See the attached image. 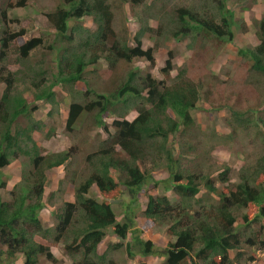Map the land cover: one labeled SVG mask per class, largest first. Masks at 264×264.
I'll list each match as a JSON object with an SVG mask.
<instances>
[{"label":"trees","instance_id":"obj_1","mask_svg":"<svg viewBox=\"0 0 264 264\" xmlns=\"http://www.w3.org/2000/svg\"><path fill=\"white\" fill-rule=\"evenodd\" d=\"M142 1L59 0L56 9L49 12L47 17L56 31V40L68 43L58 49L61 52L58 57L59 72L51 80L43 63L34 65L30 62L32 51L42 45L43 38L34 37L18 47L20 55L16 60L22 68L14 71L4 66L8 58L6 51L25 30L18 33H10L7 29L2 31L0 82H5L6 88L0 98V189L7 188L1 169L20 157V151L29 157L31 168L25 171L22 180L11 190L12 200H4L0 194V243L7 247L5 251L0 250V257L16 259L22 253L25 264H40L41 256L53 264H59L60 259L52 251L51 245H46V242L52 241L64 244L65 252L72 257V264H115L101 251V244L108 235L107 229L112 227L120 242L108 244L107 250L125 247L129 257L153 255L164 258L163 264H236L237 257L232 256V251H241L243 235L236 226L239 212L247 209L249 204H255L257 213L250 220L248 214L243 212L242 223L248 226L255 222L262 223L264 118L256 116L254 120L251 116L244 118L245 113L240 111L232 112L244 128L255 123L257 130L250 128L260 137L263 146L262 152L242 167L239 180L227 190H221L214 184L212 172L183 170L181 159L177 157L178 141L174 139L172 145L168 144L175 134L184 135L195 126L200 128L192 116L199 99V88L187 80L185 68H181L177 76L171 77L174 69L172 52L161 69L164 79H158L152 73L139 74L131 70L111 94L97 93L89 87L85 93L78 90L77 85L85 81L83 75L86 68L97 63L102 51H109L106 59L113 65L121 61L132 62L136 58L154 65V49H144L142 39L148 32L161 35L168 30V24L171 35L181 39L191 37L193 44L203 36L214 37L217 42L223 43L233 40L235 16L234 11L228 8V0H209L215 5L217 15H205L186 6L177 7L169 11L171 16L168 21L158 27L151 26L148 20L140 21L136 45H130L126 29L121 34L114 27V2L138 5ZM27 2L17 0L16 6H26ZM86 16L96 19L99 24L96 30L71 25L72 20H81ZM3 17L6 19V12H3ZM151 17L154 14L146 18ZM256 24L260 43L255 47L241 48L239 52L255 73L264 76V15ZM90 52L92 55L88 56ZM257 81L258 78L255 82L259 83ZM22 83L31 86L28 88L36 101L47 102L54 108L60 103L56 87H66L72 96L67 114L68 129H75L85 111L96 110V124L105 131H108L106 115L115 117L112 122L115 127L113 135L108 133L112 135L111 138L109 135L107 140L100 143L98 150L86 156L84 177L79 181L73 179L75 201H64L53 228H44L39 217L46 207L47 172L60 166L67 169L77 149L72 146L68 150L44 154L31 136L44 126L38 123H29L24 127L18 125L20 116L30 115L26 91L18 89ZM92 92L97 95V100L82 104L75 99L77 94L87 98ZM53 107L49 114H53ZM131 110L137 112L132 120L127 118ZM169 111L175 115L172 116ZM15 126L18 128L13 134ZM217 137L212 150L217 145H226L224 141L232 136L217 134ZM20 142L26 143V147ZM164 167L168 169L169 177L155 181L154 187L163 183L165 190L173 191L179 199L173 202L166 194H149L144 211L145 217L155 224L170 223L169 230L176 237L167 247L159 248L152 240L143 237L144 230L136 221V206L139 192L153 179V171ZM229 170V167L225 168L218 176L228 181ZM201 183L208 186L209 199L198 196L202 191ZM119 185L125 186L131 197L123 221L117 220L111 203L120 202L119 198L101 201L92 190L97 188L107 195ZM130 233L131 240L125 242ZM257 242L259 248H264V239L258 241L254 236L246 239L249 245Z\"/></svg>","mask_w":264,"mask_h":264},{"label":"rangeland","instance_id":"obj_2","mask_svg":"<svg viewBox=\"0 0 264 264\" xmlns=\"http://www.w3.org/2000/svg\"><path fill=\"white\" fill-rule=\"evenodd\" d=\"M16 1L0 0V38L4 29L9 30L10 33L25 30L23 35L11 42L6 51L8 58L4 62V66L12 68L14 71L20 70L22 67L16 60L20 55L18 47L29 39L41 37L43 43L32 51L30 62L34 65L43 63V67L48 71V79L51 80L59 72L58 57L61 52L58 49L68 43L56 40V31L52 28L47 17L49 12L56 9L59 0H28L27 5L23 7L16 6ZM228 2V8L234 11L235 16L232 41L217 42L214 37L203 36V38L199 37V42L193 44L191 37L181 39L171 35L168 31V24V30L161 35H151L152 33L148 32L142 39L144 49L149 47L154 49L156 59L154 65L142 58H136L132 62L121 61L113 65L106 59L109 51H102L97 63L86 68L83 75L85 81L77 85L78 90L83 93L89 87L97 93L111 94L117 90L131 70L139 74L152 73L158 79H164L165 76L161 69L172 52L174 69L171 77L177 76L180 69L185 68L187 80L199 88V99L196 103L197 106L192 110V116L200 128L195 126L184 135L175 134L168 144L172 145L174 139L178 141V144L176 143L177 157L181 159L183 170L194 173L212 172L214 184L221 190H227L239 180V172L242 167L255 159L262 152L263 146L260 137L250 128L253 127L257 130L255 123L244 128L242 123H238L232 112L240 111L245 113L244 118L251 116L254 120L256 116L264 118V76L255 73L251 64L239 52L241 48L255 47L260 43L256 22L264 15V0H228ZM180 6L199 10L205 15L218 14L215 5L213 6V2L209 0L204 2L201 0H143L138 5L114 2V27L121 34L126 29L130 45L135 46V37L141 26L140 21L148 20L151 26L158 27L168 21L171 16L169 11L176 10ZM3 12L7 14L6 19L3 17ZM149 14H154V17L147 19ZM75 24L86 26L91 30H96L99 25L93 16H86L77 21L72 20L71 25ZM76 43L78 42L76 41ZM91 55V52L88 53V56ZM0 66L3 65L0 63ZM257 78L259 79L257 82L260 84L255 82ZM28 87L31 88L29 84L18 85L19 90L26 91L25 96L29 102L30 111V115L19 117L18 125L24 127L29 123H38L44 126L43 129L35 130L31 134L44 154L68 150L72 146L77 149V154L70 160L67 169L65 166H60L47 172L48 180L44 197L46 207L40 212L39 217L44 228H53L58 222L57 214L62 211L64 201L74 199L75 184L73 179L79 181L84 177L87 170L86 156L98 150L100 143L107 140L110 134L113 135L115 127L112 126V122L115 117L106 115L108 131H105L104 128L96 124V110L85 111L75 129H68L67 114L72 101L68 89L62 86L56 87L60 103L58 107L54 108L47 102L36 101ZM5 88L6 83L0 82V98ZM75 99L82 104H87L91 100H97L98 97L95 92H92L87 98L82 94H77ZM52 107L54 108L53 114H49ZM169 113L172 116L175 115L172 111ZM136 116L137 112L131 110L127 118L132 120ZM1 126L0 124V128ZM16 128L18 126L14 127L13 134L16 133ZM217 134L224 137L231 134L232 137L224 141L226 145H217L212 150L211 146L218 140ZM20 143L26 147V143ZM29 161V157L20 151V157L13 159L10 164L1 169L3 179L7 181V188L0 189L4 200H12L11 190L15 184L22 180L25 171L31 168ZM227 167L230 170L227 174L228 181H225L218 174ZM152 177V181L144 185L138 194L136 221L137 225L144 230L143 237L145 239L152 240L159 248H165L170 242H174L176 237L169 230L170 223L159 225L145 217L144 211L148 203V195L166 194L173 202L178 201L179 198L173 191L165 190L163 183L154 187L155 181L169 177L167 168L154 170ZM62 181L63 183H61ZM200 188L202 191L198 196L203 195L204 199H209L208 186L201 183ZM93 192L96 198L101 201L106 198L112 200V198L118 197L120 202L114 204V209L118 219L120 217V220H124L131 200L125 186L119 185L114 192L107 195L101 193L97 188ZM198 205L200 204L198 203ZM257 211L258 207L255 204H249L247 209L238 214L239 220L236 226L243 235L241 251H232V256L237 257L236 262L238 263L236 264H264V248H259V242L253 245L246 243L249 236H254L258 241L264 239V219L262 223L255 222L248 226L242 223L241 217L245 212L251 220ZM258 232L260 235H257ZM110 236H112V232ZM110 236L107 238L111 240ZM107 238L104 239V244L108 243ZM129 240H131V233L125 242ZM71 241L70 239L69 242ZM117 242H120L119 238H112V243ZM104 244H102L101 251H104L106 258L114 261L115 264H142L143 262L163 264L164 262V258L153 255L129 257L125 247L107 250ZM46 245H58L55 254L60 259L59 264H72V257L65 252L63 243L56 244L48 241ZM6 249L7 247L0 243V250L5 251ZM0 264H25V257L22 253L18 254L16 259L0 257ZM40 264L53 263L41 256Z\"/></svg>","mask_w":264,"mask_h":264},{"label":"crops","instance_id":"obj_3","mask_svg":"<svg viewBox=\"0 0 264 264\" xmlns=\"http://www.w3.org/2000/svg\"><path fill=\"white\" fill-rule=\"evenodd\" d=\"M9 188V187H8ZM93 191H95V188H93L92 189ZM66 201H75V196H74V199H68V200H66ZM112 203V206L114 207V204L115 203H118V202H111ZM117 219H118V216H117ZM120 220V217H119V219H118V221ZM141 225H142V223H140ZM107 232H108V235H107V237H109L110 236V233L112 232V236H110L111 237V240L109 239V238H107V241H108V243L110 244V243H112V238L113 239H117V236L114 234V232H113V228L112 227H110V228H108L107 229ZM108 243H105L104 244V241L102 242V244H104L106 247H107V245H108ZM102 244H101V246H102ZM57 246L58 245H51V249H52V251L54 252V254H55V249L57 248ZM107 249V248H106ZM56 255V254H55Z\"/></svg>","mask_w":264,"mask_h":264},{"label":"clouds","instance_id":"obj_4","mask_svg":"<svg viewBox=\"0 0 264 264\" xmlns=\"http://www.w3.org/2000/svg\"><path fill=\"white\" fill-rule=\"evenodd\" d=\"M45 201V200H44ZM114 208V207H113ZM115 210V209H114ZM119 221H122V220H119ZM115 234V233H114ZM116 235V234H115ZM117 236V235H116ZM118 238V237H117ZM23 255V254H22ZM25 257V256H24Z\"/></svg>","mask_w":264,"mask_h":264}]
</instances>
